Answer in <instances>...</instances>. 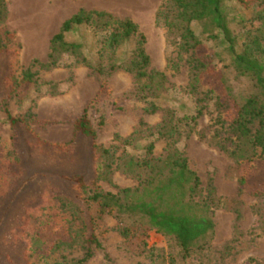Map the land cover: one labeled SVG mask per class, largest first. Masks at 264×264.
I'll return each mask as SVG.
<instances>
[{
  "label": "trees",
  "instance_id": "trees-1",
  "mask_svg": "<svg viewBox=\"0 0 264 264\" xmlns=\"http://www.w3.org/2000/svg\"><path fill=\"white\" fill-rule=\"evenodd\" d=\"M236 2L242 8L253 11L250 19L239 21L236 20L238 14H226L225 0H168L157 14V24L166 31L169 46L175 47L178 52V62L170 59L169 65L173 64L178 69L182 63L189 70V95L197 94L200 88H204L203 75L212 69L207 56L201 54L202 49H207L206 41L221 37L232 55L228 73L222 74L223 90L206 88L204 100L213 101L218 111L217 128L210 138V145L234 162L241 195L248 187L250 166L264 164V0ZM5 11V0H0V16H4ZM105 19H110L112 23L106 40V47L112 51L109 64L103 66L102 61L91 64L86 58L83 61L99 78L105 76L101 80L100 97L112 98L110 114L124 109L118 106L121 99L128 102L137 100L142 104L141 130H134L128 137L115 134L109 147L98 145V134L90 121L89 108H86L83 116L74 124L72 141L65 145H52L53 148L65 150L85 141L86 158L81 171L44 174L30 170L22 190V193L33 190L41 180L46 179L57 182L64 189L65 193L45 192L39 204L27 210L28 218H43L50 222L48 226L53 222L54 234L30 231L29 222H26L14 239L26 246L23 254L25 260L39 250L44 251L38 254L44 259L68 251L69 256L62 255L52 264H89L98 252L104 251L99 237L103 232H99L104 218L112 216L118 222L117 230L121 236L127 241H139L144 250L148 247L149 233L152 231L170 238L177 250L169 255V264H187L194 258L201 259V264H222L224 256L218 257L217 254L215 259L212 257L216 254L213 247L215 215L225 209L227 200L219 196L213 179L206 187L203 186L201 177L191 168L186 152V143L195 133L203 110H197L196 115L186 113L182 117L174 109L161 108L158 101L169 92V80L166 73L153 67L145 47L146 37L139 32L137 25L129 19L115 20L104 13L82 9L67 20L54 36L49 63L43 67H57L64 55L78 57L82 46L69 43L67 37L79 27L103 24ZM195 24L201 28V36L193 29ZM238 24L243 26L236 31L233 26ZM14 39L13 34H7L6 42H0V54L9 51V44ZM129 42L133 43L129 55L116 57L118 51ZM101 54L102 50H99ZM119 71L132 76L136 91L114 99L109 91V82ZM230 77L237 82L235 87ZM11 78L12 92L8 98H0V107L7 114L2 123L13 129L14 141L20 137V132H26L38 141L37 147L48 146L31 129V123L36 118L34 114L15 118L8 112L11 99L20 98L22 90L27 92L33 85L39 84L37 73L28 69L23 73L22 80L14 75ZM244 83L250 86L251 91L242 95L235 89L241 88ZM162 110L165 115L155 126L144 119V116H152ZM106 121L101 122L100 126L104 127ZM201 138L205 137L201 135ZM160 142H164L165 146L162 151H157ZM139 149L142 150L141 155L131 153ZM0 161L7 164L6 173L0 176L4 183L0 190L1 198L9 193L11 170L20 168L23 162L17 146H14L8 163L4 159ZM119 171L136 179L138 186L118 187L113 176ZM102 182L109 184L116 192L105 191ZM256 197L263 199L264 190L256 193ZM261 212V209L257 212L259 222L262 221ZM235 214L239 223L242 218L239 209L235 208ZM77 252L80 253L78 257L70 258L71 254Z\"/></svg>",
  "mask_w": 264,
  "mask_h": 264
},
{
  "label": "rangeland",
  "instance_id": "rangeland-1",
  "mask_svg": "<svg viewBox=\"0 0 264 264\" xmlns=\"http://www.w3.org/2000/svg\"><path fill=\"white\" fill-rule=\"evenodd\" d=\"M167 1L5 0V15L0 16V42H6L7 34H13L15 39L9 44V51L0 54V98H8L12 92V75L22 80L23 73L28 69L37 73L39 84L33 85L27 92L20 90L21 97L9 101L8 112L15 118L34 114L36 118L31 123V129L49 145L37 147L38 141L26 132H20V137L14 141L13 129L2 123L7 114L0 107V160L4 159L8 163L14 146H17L23 162L20 168L11 170L9 193L0 198V264H52L62 255L69 256L66 251L44 259L38 255L44 251L39 250L36 255L25 260L23 254L26 246L14 238L26 222H29L30 231L54 234L53 222L48 226L50 222L43 218H28L27 210L39 204L45 192L65 193L64 189L57 182L46 179L41 180L33 190L24 193L22 190L30 170L44 174L81 171L86 158L85 141L65 150L53 148L52 145H65L72 141L74 124L83 116L86 108H89L90 121L98 134V145L109 147L118 132L128 134L137 129L141 130L139 121L142 104L137 100L128 102L121 99L118 106H123L124 109L110 114L112 98L104 95L100 97L101 80L105 76L99 78L83 61L86 58L91 64H99V61H102L103 66L109 64L112 51L106 47V40L112 26L110 19L103 20L105 25L98 23L95 26L79 27L67 37L69 43L82 46L78 57L64 55L59 59L57 67H43L49 63L54 36L67 20L82 9L104 13L115 20L129 19L137 25L139 32L146 37L145 47L153 67L166 73L169 80V92L158 101L163 110L174 109L182 117L186 113L196 115L197 110H203L195 133L186 143V152L191 168L199 174L203 186L206 187L209 180L213 179L219 196L227 200L225 209L215 215L216 237L213 247L216 254L212 257L215 259L217 254L218 257L224 256L222 264H264V198L256 197V193L264 190V164L255 163L250 166L247 190L240 195L238 172L234 162L228 155L210 145V138L217 128L218 111L213 101L204 100L205 91L209 87L223 90L221 80L224 73H228L227 68L232 65V55L227 51L221 37L206 41L208 50L202 49L201 54L207 56V62L214 70L211 69L203 75L204 88H200L197 94L189 95V70L182 63L178 69L173 64L169 65L170 59L174 63L178 62V52L175 47L169 46L166 31L157 24V14ZM224 10L228 15L238 14L236 20L239 21L250 19L253 15L251 9L242 8L236 0H225ZM242 26L243 24H238L233 29L238 31ZM193 29L201 36V28L197 24ZM132 48L133 43H127L118 51L116 57L129 55ZM99 50H102V57ZM230 79L233 86L237 84L233 77ZM109 91L115 99L130 91L134 93L136 85L131 75L119 71L110 80ZM235 91L243 95L251 89L246 83ZM163 110L161 113L145 116L146 122L151 126L158 124L165 115ZM105 120L106 125L101 127L100 123ZM201 135L205 138H201ZM164 146L165 143L160 142L157 151H162ZM131 153L139 156L142 150ZM6 167L7 164L0 161V176L6 173ZM113 181L120 188L138 186L136 179L120 171L114 174ZM101 186L105 191L116 192L105 182ZM3 187V180H0V190ZM235 208L242 214L239 223ZM259 209L262 210L261 222L257 213ZM117 226L118 222L112 216L104 218L99 232H103L99 237L104 251L98 252L89 264H169V255L176 253L174 242L160 233H149L148 247L144 250L139 241L124 239ZM79 255L77 252L71 254L70 258ZM201 262V259L194 258L187 264Z\"/></svg>",
  "mask_w": 264,
  "mask_h": 264
},
{
  "label": "crops",
  "instance_id": "crops-1",
  "mask_svg": "<svg viewBox=\"0 0 264 264\" xmlns=\"http://www.w3.org/2000/svg\"><path fill=\"white\" fill-rule=\"evenodd\" d=\"M144 119H145V116H144ZM133 133V132H132ZM131 132L130 133H128V134H121V133H116V134H119V135H121L122 137H128L129 135H131L132 134Z\"/></svg>",
  "mask_w": 264,
  "mask_h": 264
}]
</instances>
